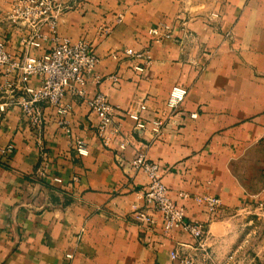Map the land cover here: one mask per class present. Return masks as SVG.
<instances>
[{
	"label": "crops",
	"instance_id": "obj_1",
	"mask_svg": "<svg viewBox=\"0 0 264 264\" xmlns=\"http://www.w3.org/2000/svg\"><path fill=\"white\" fill-rule=\"evenodd\" d=\"M61 1L72 8L59 18L58 34L87 39L99 57L100 79L89 82L88 94L101 91L118 109L105 145L99 116L79 99H62L71 105L69 133L52 106L42 107L37 133L0 90V264H181L169 254L180 244L207 264L187 248L186 233L164 234L160 219L152 230L134 220L147 181L130 169L137 152L160 165L171 197L195 196L182 202L188 218L207 221L213 264H264V214L255 204L264 201V0ZM10 2L0 0V16ZM161 22L171 35L155 42L150 29ZM112 23L99 36V26ZM23 33L0 28L14 57L23 54ZM173 85L187 89L176 108L167 104ZM151 120L161 122L160 135ZM75 139L87 154L76 153ZM206 196L220 200L211 220Z\"/></svg>",
	"mask_w": 264,
	"mask_h": 264
},
{
	"label": "built area",
	"instance_id": "obj_2",
	"mask_svg": "<svg viewBox=\"0 0 264 264\" xmlns=\"http://www.w3.org/2000/svg\"><path fill=\"white\" fill-rule=\"evenodd\" d=\"M72 8L61 0H11L8 9L0 16V28H14L24 30L19 44L22 47L21 57H14L6 48L4 39L0 36V72L2 82L0 90L10 96L21 111L31 130L37 133L41 131L45 121L42 115L43 106H52L59 116L58 123L65 133L70 132L66 124L65 114L71 110L69 103H63L62 99L69 95L84 102L87 107L96 112L100 119L99 132L103 143L109 144V138L104 132L112 125L113 117L118 109L101 92L88 94L87 85L91 80L99 81L95 74L99 57L95 53L92 44L85 38L70 40L61 37L57 32L59 18L64 12ZM218 16L216 12L211 13ZM121 20L118 14L115 23ZM115 23L101 25L98 28L99 36L109 34ZM44 28H47L44 30ZM154 35V41L160 42L171 35V26L167 22H161L150 29ZM31 50H42L39 54H30ZM123 52L130 56L138 54L131 48ZM116 56V52L112 53ZM136 69L141 67L136 65ZM117 80L115 75L111 76ZM34 80V84L31 82ZM187 89L180 85H173L170 89L167 104L176 108L183 101ZM5 103H0V110H4ZM142 108L144 106H141ZM192 117L196 113L190 114ZM129 116L135 121V127L144 129L146 123L140 120L137 112H130ZM151 129L155 135L161 134V122L151 120ZM118 128H114L116 132ZM41 151L42 143L37 139ZM121 148L124 147L120 143ZM73 148L79 155L87 154V146L82 139H75ZM6 152L12 151V145L8 144ZM129 166L135 173L145 174L147 181L142 191L144 204L133 210L132 216L144 230H152L158 219L161 220L164 234L173 230H180L193 239L191 247L198 251L208 263L213 264L212 251L207 240V221L191 219L186 216V206L182 200L194 198L185 191L178 193L177 198L171 197L169 189L162 179L163 169L157 162L149 160L143 153H135L129 159ZM54 180L60 181L59 177ZM206 213L208 220L216 214L220 200L214 196H206ZM256 207L264 213V201H255ZM183 248H173L169 254L172 259H177L181 264H196L195 257ZM71 258V253H66ZM57 264V263H51Z\"/></svg>",
	"mask_w": 264,
	"mask_h": 264
},
{
	"label": "rangeland",
	"instance_id": "obj_3",
	"mask_svg": "<svg viewBox=\"0 0 264 264\" xmlns=\"http://www.w3.org/2000/svg\"><path fill=\"white\" fill-rule=\"evenodd\" d=\"M217 13V12H216ZM218 14V13H217ZM0 96H3V92H0ZM249 211V209L248 210H246L245 212L247 213ZM263 213V212H262ZM249 214V213H248ZM258 214H260L261 216H262V214H261V211H260V213H257V216H258ZM264 214V213H263ZM215 216H216V214L214 215V217L213 218H215ZM207 262V261H206ZM207 264H211V263H208L207 262Z\"/></svg>",
	"mask_w": 264,
	"mask_h": 264
}]
</instances>
